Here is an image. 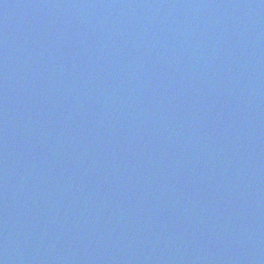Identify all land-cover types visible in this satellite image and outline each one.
I'll return each instance as SVG.
<instances>
[{
    "label": "water",
    "instance_id": "1",
    "mask_svg": "<svg viewBox=\"0 0 264 264\" xmlns=\"http://www.w3.org/2000/svg\"><path fill=\"white\" fill-rule=\"evenodd\" d=\"M171 263L264 264V0H0V264Z\"/></svg>",
    "mask_w": 264,
    "mask_h": 264
}]
</instances>
